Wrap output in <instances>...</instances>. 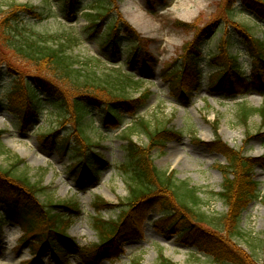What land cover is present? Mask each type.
Instances as JSON below:
<instances>
[{
	"label": "rangeland",
	"instance_id": "1",
	"mask_svg": "<svg viewBox=\"0 0 264 264\" xmlns=\"http://www.w3.org/2000/svg\"><path fill=\"white\" fill-rule=\"evenodd\" d=\"M219 1L166 0L161 3L157 0L155 11L150 12L146 0H118L124 18L143 36L153 38H151L152 41L146 48L157 59L153 65V74L150 77H145L144 87L142 88V90L148 88L151 94L147 97L145 103L138 108L135 117H144L149 120L150 124H163L167 123L168 120L170 127L185 132L181 141H170L164 148L152 152V163L158 169L157 175L162 182H166L164 172L171 171L176 183L186 180L193 186H201V189L205 191L220 190L223 175L226 170L228 171V167L222 171L220 165L227 164L225 158L210 151L202 142L194 140V137L200 140H211L215 136L226 143L233 151L241 152L245 157L264 156V142L257 138L247 140L244 134L245 130L253 133L259 127V115H251L246 126L243 125L237 118V105H235L237 99L225 97L209 89L207 67L201 68L203 71L201 85L189 101H180L171 96L167 83L161 79L160 70L163 62L170 60L182 42L190 39L192 35V32H190L192 29L186 32L175 27L173 19L176 18L200 26L214 16L217 12L216 2ZM7 2H27L42 10L48 8V11L50 7L55 8L57 14L55 20L50 17L38 21L29 17V19L20 23L19 29L26 33L30 31L46 32V36L57 39V37L63 35V32L57 31L59 29L58 22L60 21L72 28L68 30L73 35L76 37L80 35L83 38L81 44L72 45L67 50V53L74 60H83L85 57L91 60V55H98L96 41L86 38L85 32H82V26L87 21L83 17H76L75 20H65L60 14V0H0L1 4ZM96 2L98 0H83V5H92ZM0 14H2L1 11ZM245 17H247V14H238L236 19L244 21L243 18ZM251 20L245 22L251 26L252 33L259 38L264 36V33L260 32L259 28L253 23L255 19L252 18ZM220 36V31L216 33L213 31L208 36L202 51V57L199 60L202 66L206 64L204 59L208 58L209 50L214 48ZM21 38L25 39V35L23 34ZM210 38H212V41L209 40ZM234 40L236 45L232 50L235 51L238 47L243 49V41L237 36L234 37ZM3 43L4 45L0 44V49L7 55L14 67L22 69V66L28 65L24 61L17 60L16 57L20 56L4 41ZM88 56H90V59ZM240 60L242 63L244 62L246 74H250V59L244 56ZM112 65H116V63ZM3 79L0 80L1 95H5L4 84L7 80L6 78ZM239 98L245 99L251 107H258L262 103L261 96L254 92ZM54 118L43 112L36 120V126L30 130L22 131L18 128L17 116L10 113L7 107L1 108L0 129H3L4 132L0 138V165L4 166L14 156L23 158L21 168L32 179L41 180L42 184L47 186L46 193H44L46 196L52 199L69 198L78 200L83 213L71 226L69 233L81 243L95 241L97 239L96 232L91 227V217L94 214L91 206L93 198L99 196L107 198L108 201L113 203H119L129 195L128 180L116 170V165L126 159L124 147L126 140L123 137L122 128L129 125L128 122L131 120V116L130 114H124V122L120 123L118 127H111L103 123L100 112L93 111L91 115L87 114L84 117L85 135L96 143L94 149L100 152L107 162L111 163V167L101 173L97 184L82 192L77 190L72 176L67 172V166L70 164L69 158L60 157L54 150L43 149L37 142L38 129H44L54 124L52 121L55 120ZM214 120L217 121L215 127ZM67 130H69V127L63 126L60 131L66 132ZM127 136L138 144L147 141L146 136L142 133L130 134L128 132ZM175 153L178 155L177 159ZM253 179L259 182L260 195L263 196V199L261 202L259 200L251 202L242 211L240 226L244 228L246 235L252 240L249 241L250 243L237 238L228 241V247L234 250L233 253L229 252L230 261H233L231 264H264V252L260 246L261 241L259 242L264 235V168L260 165L254 167ZM175 194L178 196L176 191ZM180 200L185 201L182 197H180ZM225 208L221 200L213 198L203 206V209L210 213H222ZM2 210L3 208L0 206V212ZM119 210L118 208L111 212L107 211L103 215L105 218H112L119 213ZM147 216H149V221L143 225L140 232H136L139 239H134L127 244L126 254L121 258L123 262L128 263L131 259L137 258L142 264H154L163 255L177 264H215L194 255L189 248L177 242L172 234L165 236L159 234L157 226H153L158 216L154 212H149ZM225 228L226 226H224ZM4 230V235L0 239V264H61L53 256H50L49 259L35 257L29 260L30 255L27 252V247L17 245L20 234L18 227L8 224L4 226ZM222 235L225 238L224 233ZM234 256L236 257L234 258ZM67 264L81 263L72 254ZM103 264H108V262Z\"/></svg>",
	"mask_w": 264,
	"mask_h": 264
},
{
	"label": "trees",
	"instance_id": "2",
	"mask_svg": "<svg viewBox=\"0 0 264 264\" xmlns=\"http://www.w3.org/2000/svg\"><path fill=\"white\" fill-rule=\"evenodd\" d=\"M77 4L78 0H65L68 12H73ZM232 5V0L216 2L217 12L204 24L211 23L207 25L208 28L214 25L215 22L212 20H217L222 13H231ZM96 7V12L92 14V25L94 26L109 11H113L112 0H100ZM0 11L2 12L0 14V44L4 45V41L20 56H15L17 60L24 61L28 65L22 66L21 71L15 70L13 64L1 49L0 64L4 61L9 70L15 71L18 75H21L22 72H32L38 85L52 98L53 106L63 110L59 111L62 117H66L65 112L69 107L77 109L80 113L82 103L76 98L78 95H93L98 100L106 98V101H108L113 97L126 99L136 92L141 94V98H138L142 99L149 93L147 88L142 90L143 80L136 79L131 73H124L106 67L96 59L88 60L85 57L83 60H74L67 53L71 40H73L70 37L61 36L55 39L46 36V32L30 31L26 33L18 29V20L23 12L42 16L40 13L35 12L34 5L27 2L0 3ZM174 25L185 31L194 30L193 40L186 41L181 46L184 52V56H181L182 62L187 63L194 45L201 39L206 28H199L195 23H188L179 19H175ZM241 26L246 29L244 38L248 44L250 55L254 60H261L264 63V41L247 36V33H250L249 27L246 25ZM130 28V26L125 27L128 35L133 38L128 64L132 68L136 67L141 74H149L151 72L149 62H153L154 58L149 55L148 59L141 52L142 49H139L147 40ZM108 30L109 33L104 44L111 51H115L116 48L118 50L116 37L119 27L113 25ZM23 34L25 39L21 38ZM261 66V70L256 69V78L251 83L240 78L231 77L230 71H226V76H221L218 85L224 86V90L227 89L230 92L243 88L246 91L254 89L264 94V65ZM165 68L168 70L165 79H170L171 87L178 88V82L174 85L172 81L181 75L182 70L180 67L176 70H170L169 67ZM226 78L232 81L229 82ZM179 91L181 92L177 96L189 98L187 90L181 89ZM119 101L116 100L117 103ZM30 104L31 100H26L22 109H19L17 104L15 110L18 113L21 111L22 114H26L28 108L32 109ZM236 110L237 118L245 126L251 115L258 114L260 117L259 127L253 133L245 130V139L249 140L255 137L264 139V101L258 107H251L246 103L238 104ZM32 112L36 113L35 111ZM168 122L167 120V123L163 124H150L149 120L139 117L130 127L131 133H142L146 136L147 141L138 144L128 139L127 149L130 158L127 166L124 164L122 166L125 167L124 170L127 175L129 195L124 201L120 202L125 208L121 210L115 219H105L101 215L97 217L96 227L99 243L92 245L91 253L84 256L86 261L95 263L99 258L109 256L108 253H115L117 240L122 237L126 225L124 222L127 221V217H137L151 205L159 206L167 213L166 218L171 221L168 230L174 229L175 232L181 234V237L184 235L189 244H194L199 250L208 253L209 258L219 263H227L231 257L229 252L233 253L234 251L233 248L228 247V241L236 238L247 242L252 240L246 235L244 228L240 226L242 211L249 202L259 199L258 184L253 182L250 177L253 164L251 158L243 156L241 152L233 151L225 143L217 140L214 147L226 155L230 166L223 167L224 170L228 167V171L226 170L223 175L224 178L219 191H205L201 189V186H192L186 180L176 183L174 177H172L173 174L167 171L164 173L167 179L164 183L159 179L158 169L152 163V152L164 147L166 139L172 136L181 137V132L172 130ZM213 124L215 127L217 121L214 120ZM22 165L23 159L18 156H14L12 160L7 161L4 166L0 165V184L11 185L15 191L13 198L9 200L0 199L8 203L7 218L17 221L26 229V238L31 240V243L35 241L38 244L39 253L40 251L45 253V250L51 247H53L51 250H54L55 246H59V250L66 254L69 250L76 248L66 233L70 218L63 213H52L42 208L43 204L38 202L36 198L38 195L46 193L47 186L42 184L41 180L32 179L27 172L23 171ZM90 175L93 177L94 173L92 172ZM162 190L165 191L161 192ZM180 197L185 201L180 200ZM211 198L221 200L226 207L225 211L210 213L204 210L203 206ZM29 201L32 205H28ZM101 202L104 207H110L105 199L101 198ZM45 203L61 208L68 215H71L73 209L76 208L75 202L52 199L48 196L45 197ZM76 211L78 212L77 209ZM224 226H226L225 229ZM223 233L225 238H223ZM260 241V246L264 252V235ZM134 264L141 263L135 262ZM154 264L177 263L161 255Z\"/></svg>",
	"mask_w": 264,
	"mask_h": 264
},
{
	"label": "bare ground",
	"instance_id": "3",
	"mask_svg": "<svg viewBox=\"0 0 264 264\" xmlns=\"http://www.w3.org/2000/svg\"><path fill=\"white\" fill-rule=\"evenodd\" d=\"M175 156H176V159H177L178 155H176V153H175ZM175 156H174V158H175Z\"/></svg>",
	"mask_w": 264,
	"mask_h": 264
}]
</instances>
